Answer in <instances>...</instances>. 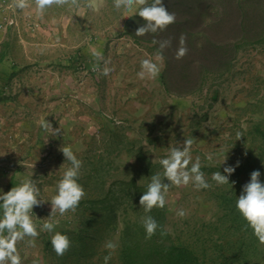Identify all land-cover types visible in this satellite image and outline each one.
Masks as SVG:
<instances>
[{"label": "rangeland", "instance_id": "obj_1", "mask_svg": "<svg viewBox=\"0 0 264 264\" xmlns=\"http://www.w3.org/2000/svg\"><path fill=\"white\" fill-rule=\"evenodd\" d=\"M185 1L164 0L175 22L135 40L122 28L125 15L115 12L113 0H63L43 16L34 7L17 9L16 0H0V189L7 192L32 176L50 200L67 170L60 148L68 145L83 165L78 183L86 193L56 228L69 238L70 251L57 259L52 235L41 231L34 247L17 242L23 264H104L108 241L118 244L109 264H122L124 226L138 220L135 209H142L150 176L161 171L159 160L185 138L193 139V160L201 157L212 187L169 189L166 229L172 240L194 249L200 264H264V244L234 208L252 171L259 170L264 181V41L256 42L264 0ZM84 2L89 5L82 16L77 9ZM241 6L247 9L246 41L238 32ZM65 13L76 15L67 30L58 19ZM138 27L133 21L131 31ZM182 35L188 53L177 60ZM154 39L170 41L160 74L140 79V61L158 49ZM94 52L112 61L110 77L91 70ZM164 73L171 88L194 92L169 93ZM42 117L61 133L45 131L38 123ZM226 156V164L240 161L229 178L235 183L216 186L211 174L223 173ZM104 209H115L117 219ZM50 212L48 203L34 206L38 230Z\"/></svg>", "mask_w": 264, "mask_h": 264}, {"label": "clouds", "instance_id": "obj_2", "mask_svg": "<svg viewBox=\"0 0 264 264\" xmlns=\"http://www.w3.org/2000/svg\"><path fill=\"white\" fill-rule=\"evenodd\" d=\"M62 2L63 0H31L29 3V0H16L15 7L19 10L34 7L36 14L43 16L53 4L59 6ZM112 7L115 12L125 16L134 13V16L142 18V23L137 21L139 27L136 29V36L163 32L176 20L175 13L165 7L164 0H113ZM153 43H159V47L154 57L150 55L140 61V70L137 72V77L140 79H155L160 74L159 62L164 59L163 50L170 45V41L167 40L161 42L153 40ZM179 45L175 52L177 60L188 53L185 36L180 37ZM93 61L91 65L93 72L99 73L104 78L112 75L114 69L110 67L112 63L110 59H105L99 52H94ZM38 123L45 131H50L55 136L61 133L62 129L54 128L52 122L46 118L42 117ZM116 123L119 124L121 121L116 120ZM237 136L240 137L242 134L237 132ZM193 143L191 138H185L183 144L176 143V146L171 147L168 154L159 160L161 171L150 176L146 191L139 201L145 213L140 219L147 239L155 235L160 227L157 220L149 213L153 208L165 207L166 195L170 188L189 184L196 190L212 187L206 179L205 172L202 171L201 157L196 156L193 160ZM60 151L65 158L61 167L66 162L67 170L56 182L55 193L50 200L43 198L38 181L33 180L32 176L22 179L7 192L0 189V264H23L17 242L34 247L35 238L41 231L52 235L51 250L57 259H62L70 251L69 238L56 233V228L63 218L76 211L86 193L78 183L82 163L73 155L70 146L62 145ZM206 159L211 161L213 157L207 155ZM227 159V156L224 157L221 164L225 165L223 173L218 170L211 174L216 186L228 184L233 186L235 183V181L230 183L229 178L239 167L240 161L230 165L226 164ZM45 203L50 204L51 212L46 218L40 219L43 223L38 230L33 220V208ZM234 208L244 221L245 227L251 230L261 244H264V181L261 180L259 170L252 171L249 181L242 185L239 196H236ZM177 214L183 217L185 211L181 209ZM104 247L109 250L103 258L104 264H109L118 244L108 241Z\"/></svg>", "mask_w": 264, "mask_h": 264}, {"label": "trees", "instance_id": "obj_3", "mask_svg": "<svg viewBox=\"0 0 264 264\" xmlns=\"http://www.w3.org/2000/svg\"><path fill=\"white\" fill-rule=\"evenodd\" d=\"M180 2L187 4L185 0H180ZM251 2L254 4V2L256 3V0H251ZM239 10L242 12V17L238 26V32L244 34L245 36L248 33L247 18L245 15L247 13V9L241 6ZM133 21H142V18L134 15L130 16L127 18L124 27L127 34L131 35L135 40H139V37H137L131 31ZM183 29L186 32L188 31V26L186 23L183 25ZM256 37L258 39L255 41L258 44H262L264 41V26L258 28ZM154 40L159 41L158 39ZM243 41H246V36L244 37ZM155 45L159 47V43H156ZM200 52L202 55H205L203 43L200 44ZM238 54L239 53L237 50L234 57ZM163 56H166L164 52ZM166 61L167 65L169 66L171 64L170 58L166 57ZM162 82L165 85L166 90L173 95L187 96L194 92L193 90H190L181 93V91L178 92L177 90L171 88L165 73L162 75ZM125 210L128 211L129 209ZM135 210H137L139 215L138 220L135 222L126 223L122 231L119 249V257L122 264H200L199 255L194 249L185 244L175 243L172 240L169 231L166 229L167 209H165V207L163 209H153L151 213H149L157 220L158 224L160 225L156 231V234L150 239L146 238L145 230L140 219L143 215H145L143 209ZM104 211L106 212L105 216L112 215L114 220L117 219L118 214L115 209H104Z\"/></svg>", "mask_w": 264, "mask_h": 264}, {"label": "crops", "instance_id": "obj_4", "mask_svg": "<svg viewBox=\"0 0 264 264\" xmlns=\"http://www.w3.org/2000/svg\"><path fill=\"white\" fill-rule=\"evenodd\" d=\"M82 4H84L85 7H83L82 11H81V8H78V9H77V11H78L77 13H78V14H82V16H84V15H85V12H86V8H87L86 5H89V3L84 2V3H82ZM82 4H81V5H82ZM81 12H82V13H81ZM133 15H134V13H132V14H128V15H126V16H124V17H122V18L120 19V22H121V24H122V28H124V22H126L127 18H129L130 16H133ZM75 16H76V15H73V14H70V13H65V14L63 15L62 18L59 17L58 19L61 20L62 22H64V27H65V29L67 30L68 26L70 25V22H72V21L74 20ZM118 31H119V30H118ZM118 31H117V30L115 31V32H116V36H122L123 33H122V32L118 33ZM65 32H66V31H65ZM123 32H124V30H123Z\"/></svg>", "mask_w": 264, "mask_h": 264}, {"label": "built area", "instance_id": "obj_5", "mask_svg": "<svg viewBox=\"0 0 264 264\" xmlns=\"http://www.w3.org/2000/svg\"><path fill=\"white\" fill-rule=\"evenodd\" d=\"M10 24H12V22H10Z\"/></svg>", "mask_w": 264, "mask_h": 264}]
</instances>
